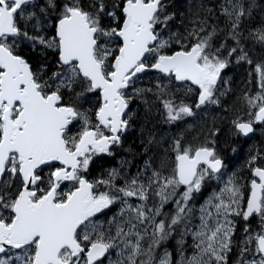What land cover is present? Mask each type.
Segmentation results:
<instances>
[{
	"label": "snow or ice",
	"instance_id": "obj_1",
	"mask_svg": "<svg viewBox=\"0 0 264 264\" xmlns=\"http://www.w3.org/2000/svg\"><path fill=\"white\" fill-rule=\"evenodd\" d=\"M0 264H264V0H0Z\"/></svg>",
	"mask_w": 264,
	"mask_h": 264
},
{
	"label": "flooded vegetation",
	"instance_id": "obj_2",
	"mask_svg": "<svg viewBox=\"0 0 264 264\" xmlns=\"http://www.w3.org/2000/svg\"><path fill=\"white\" fill-rule=\"evenodd\" d=\"M254 141H250V143H253Z\"/></svg>",
	"mask_w": 264,
	"mask_h": 264
}]
</instances>
